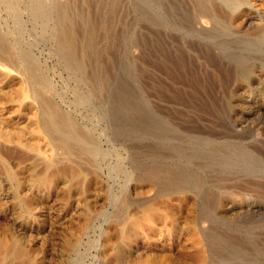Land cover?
<instances>
[{
	"label": "rangeland",
	"instance_id": "374dc122",
	"mask_svg": "<svg viewBox=\"0 0 264 264\" xmlns=\"http://www.w3.org/2000/svg\"><path fill=\"white\" fill-rule=\"evenodd\" d=\"M244 1L0 0V264H264Z\"/></svg>",
	"mask_w": 264,
	"mask_h": 264
},
{
	"label": "bare ground",
	"instance_id": "6f19581e",
	"mask_svg": "<svg viewBox=\"0 0 264 264\" xmlns=\"http://www.w3.org/2000/svg\"><path fill=\"white\" fill-rule=\"evenodd\" d=\"M229 1V0H228ZM236 2L237 1V3H238V1L239 0H231V2ZM242 1H244V0H242ZM249 1V0H248ZM245 2V1H244ZM247 2V1H246ZM253 3V2H252ZM231 4V3H230ZM233 4V3H232ZM249 4V3H248ZM217 5V4H216ZM262 7V6H261ZM203 10V9H202ZM208 11V10H207ZM211 11V10H210ZM218 12V11H217ZM220 14V13H219ZM264 14V13H263ZM68 15V14H67ZM258 16V15H257ZM256 16V17H257ZM261 16V15H260ZM250 17V16H249ZM263 17V24L260 26V27H257L255 30H254V34L253 35H256L257 36V34L260 32V34L263 36V40H264V16H262ZM60 18V17H59ZM206 18H208V17H206ZM249 19V18H248ZM204 22H207V19H204ZM253 22V21H252ZM251 23V22H250ZM252 24V23H251ZM234 25V24H233ZM206 26V25H205ZM212 26V25H211ZM247 29V28H246ZM245 30V29H244ZM233 33H234V31H233ZM239 33H240V31H239ZM252 35V34H251ZM246 40V39H245ZM4 45V44H3ZM2 44H0V53L2 54V55H0V66L3 68V69H8L9 68V70L11 69V72H13L12 70H14V72L16 73H19L21 76H22V79L24 78V75H22L18 70V68L16 69V65L18 64L17 62H14L12 59L13 58H11L10 56H9V54H8V52H7V50L5 49V46H3ZM12 55V54H11ZM13 57V56H12ZM18 59H19V57H18ZM18 61H20V60H18ZM22 61V60H21ZM20 61V62H21ZM23 62V61H22ZM24 64V63H23ZM22 65V64H21ZM257 66V65H256ZM20 67V66H19ZM21 68V67H20ZM258 68V67H257ZM259 70V69H258ZM257 70V71H258ZM5 71V70H4ZM7 71V70H6ZM22 71V70H21ZM8 72V71H7ZM14 73V74H15ZM23 73V72H22ZM7 74V73H6ZM9 74H10V72H9ZM259 74V73H258ZM16 75V74H15ZM260 75V74H259ZM21 78V77H20ZM19 78V79H20ZM28 79V78H27ZM21 80V79H20ZM24 80V79H23ZM261 91V90H260ZM258 98V97H257ZM44 105V104H43ZM42 110V109H41ZM41 113H42V111H40ZM43 112H45V111H43ZM46 112H48V111H46ZM49 113V112H48ZM45 115L47 114V113H44ZM54 120V119H53ZM45 122V121H44ZM60 125H61V123H60ZM42 126H44V125H42ZM53 127V126H52ZM49 128V127H48ZM47 128V129H48ZM42 129H44V127L42 128ZM55 129V128H54ZM57 129V128H56ZM59 130V129H58ZM47 132V131H46ZM48 132H50V131H48ZM52 132V131H51ZM65 134V133H64ZM50 135V134H49ZM50 136H52V134L50 135ZM54 137V136H53ZM144 211V210H143ZM144 215V214H143ZM139 225V222L138 221H134L133 223H132V226L133 227H137ZM124 235L126 234L125 232L123 233ZM127 237V236H126ZM125 245V244H124ZM10 253H12V255H14V256H18L19 255V253H20V251H19V249H18V247L17 246H13V247H11L9 250H8ZM8 253V252H7ZM117 255V254H116ZM121 255V254H120ZM125 264V263H124Z\"/></svg>",
	"mask_w": 264,
	"mask_h": 264
}]
</instances>
